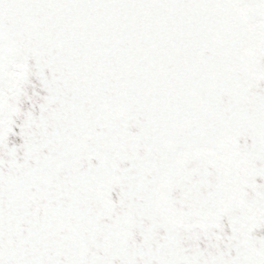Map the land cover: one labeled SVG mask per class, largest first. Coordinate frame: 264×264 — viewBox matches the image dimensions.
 <instances>
[{"label": "snow or ice", "instance_id": "snow-or-ice-1", "mask_svg": "<svg viewBox=\"0 0 264 264\" xmlns=\"http://www.w3.org/2000/svg\"><path fill=\"white\" fill-rule=\"evenodd\" d=\"M0 264H264V0H0Z\"/></svg>", "mask_w": 264, "mask_h": 264}]
</instances>
